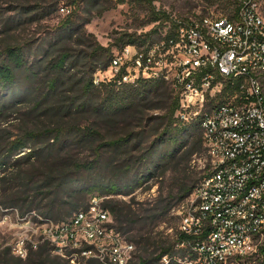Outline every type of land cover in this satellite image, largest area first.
Returning a JSON list of instances; mask_svg holds the SVG:
<instances>
[{
  "label": "built area",
  "instance_id": "2783aa9c",
  "mask_svg": "<svg viewBox=\"0 0 264 264\" xmlns=\"http://www.w3.org/2000/svg\"><path fill=\"white\" fill-rule=\"evenodd\" d=\"M64 18L71 13L59 6ZM101 80L119 85L161 81L178 96L176 117L199 123L204 174L177 209L178 230L159 264H264V12L261 0H238L228 16L195 8L168 17L157 42L113 52ZM103 196L65 222L0 205V228L28 227L5 244L26 260L49 247L72 264H139L137 246L116 227ZM79 261V260H78Z\"/></svg>",
  "mask_w": 264,
  "mask_h": 264
},
{
  "label": "trees",
  "instance_id": "16d2710c",
  "mask_svg": "<svg viewBox=\"0 0 264 264\" xmlns=\"http://www.w3.org/2000/svg\"><path fill=\"white\" fill-rule=\"evenodd\" d=\"M85 1L94 11L99 10V15L125 3V0ZM153 1L155 0H142L152 9V21L158 22L165 15L156 12ZM30 21H35V18ZM19 22L21 23L22 19ZM16 23L15 20H10L4 27L7 30ZM151 35H146L144 43L151 40ZM124 44L126 46L135 42L129 40L128 44ZM88 49L87 53L81 52L74 56L66 52L60 55L57 61L49 63L46 92L39 94L38 71H41L43 58L29 66L23 47L9 44L3 48L0 54V88L14 89L16 96L12 99H2L0 119L7 120L12 113L19 111V105L28 103L30 107L23 115L34 125V128L26 130L19 137L12 136L0 128V167H3L0 183L3 205L6 208L21 204L23 213H29L32 208H36L44 210L41 215L49 220L54 219L56 223L69 220L79 209L78 205L65 215L69 217L67 220L62 215L55 218L58 201L66 185L86 172L95 182L94 186L88 188V193H100L93 196L120 193L116 183L110 181L103 185L100 179L109 171L117 172L114 164L122 158L126 163H130L134 159L132 153L135 148L140 147L143 140L152 133L159 137L160 142L154 143L140 160L156 162L159 165L176 163L179 167L181 159L186 158L188 162L197 151L204 152L199 123L180 122L176 117L178 96L169 86L161 81L142 80L135 84L122 85H119L117 80H111L95 85V73L110 68L113 53L111 49L99 44H89ZM33 56H37V53ZM80 66L85 70L79 73L78 77L73 72H77L76 69ZM25 83L29 84L27 88H24ZM18 90L23 92L20 96L17 95ZM160 111L164 113L151 117L147 123L148 113ZM87 115L94 122L82 126L76 119ZM123 120H126V123L137 122L141 132L133 134L132 131L124 137L117 134L115 130ZM146 133L148 134L145 135ZM133 140L135 143L132 145ZM72 147L91 151L94 160L91 163L74 160L70 156ZM185 147L189 148L181 154ZM67 148L70 149L66 150ZM24 149H30V152L13 160ZM127 171H130V168ZM197 184L195 180L182 183L179 200L185 199ZM53 194L57 195V199L46 204L45 201ZM120 194L130 196L132 192ZM121 203L110 201L104 206L110 210L118 230L130 241L147 253L152 247H156L155 251L159 250L156 257L152 256L156 252L150 254L148 259L139 257V264H159L160 258L169 253L172 245L169 246L166 242L153 244L151 236L146 237L144 234L145 228L151 225L150 220L155 221L158 216L142 218L133 212L130 206H122ZM69 263V260L52 255L46 245L38 250H30L26 260L14 256L9 247L0 250V264ZM90 264H94V261L91 260Z\"/></svg>",
  "mask_w": 264,
  "mask_h": 264
},
{
  "label": "rangeland",
  "instance_id": "374dc122",
  "mask_svg": "<svg viewBox=\"0 0 264 264\" xmlns=\"http://www.w3.org/2000/svg\"><path fill=\"white\" fill-rule=\"evenodd\" d=\"M60 5H67L70 8V16L62 18L59 15ZM152 5L156 8V12H162V16L165 15L158 22L152 21L154 17L152 9L142 0H125V3L119 4L101 15L98 14L99 10L94 11L93 7L85 0H0V54L6 45L15 44L23 47L29 66L43 58L41 62L44 63L40 67L41 71H38L39 81L37 84L39 94H43L46 92L45 84L46 76L49 75L47 69L49 63L57 61L60 55L66 52L72 56L81 52L87 53L89 44H99L104 48L111 49L113 53L124 46V43L128 44L129 40L134 41L135 44L154 43L158 41L161 30L163 31L167 26L170 16L184 15L200 7L205 13L228 16L237 8L238 2L237 0H155ZM261 7L264 12V0H261ZM33 18L35 21H30ZM20 19H22L21 23L19 22ZM10 20H15L17 23L12 27L9 26L10 29L6 30L4 25ZM147 34H152L151 40L144 43ZM36 53L37 56L34 57L33 55ZM76 70L77 72L73 73L80 77L79 73L85 69L80 66ZM96 78L101 80L102 76L95 73L94 79ZM28 85L25 83L24 88H27ZM22 93L17 91L18 96ZM15 96L16 90L6 87L0 88V102L3 101L4 97L12 99ZM29 107L28 103L19 105L17 113H12L7 120L0 119V128L16 137L22 136L26 130L34 128V125L27 121V117L23 115ZM163 113L164 111L150 112L147 114L146 120L157 115L161 116ZM76 120L81 122L82 126L94 122L88 115L78 117ZM121 122L115 131L122 137L132 131L133 134L141 132V128L137 127V122L126 123V120ZM146 129H149L148 126ZM107 135L109 134L107 133ZM158 138L153 133L149 137L147 136L141 146L136 147L133 151L132 157L134 159L130 163H126L124 158L115 162L114 167L117 172H107V175L100 181L103 185H107L110 181L116 183L120 193L132 192L130 196H124L120 193L103 194V197L108 198L104 204L110 201H120L122 206H130L133 212L142 218L158 216L157 220H150L151 225L145 228L144 234L146 237L151 236V243L153 244L166 242L170 246L174 242V236L179 225L177 209L186 199L179 200L181 184L189 183L191 180L199 183L204 174L203 167L206 164V159L204 152L199 150L188 162L186 158L181 159L179 167L176 163L159 165L156 162L140 160L139 158L154 143L160 142ZM134 143L135 140L131 144ZM188 148L185 147L181 150V154L186 152ZM29 152L30 149L21 150L13 160ZM70 156L80 163H91L94 160L91 151L76 147L70 149ZM128 165L130 166L128 167ZM128 168L130 171H127ZM150 168L151 170H149ZM2 171L3 167H0V178L3 175ZM94 183L93 177L83 172L78 179L67 184L61 192L55 218L57 219L62 215L67 220L69 217L65 215L71 212L75 205L79 206L78 210L86 208L90 198L100 194L99 192H87L89 187L94 186ZM1 186L0 183V205L5 207ZM56 199L57 195L53 194L45 203ZM13 209H17L21 217H26L27 221H30L28 227L32 226L36 216H41L42 211H44L32 208L31 212L23 213L21 204ZM28 227L2 226L0 228V250L5 244H15L21 237L28 235L27 231L30 230ZM155 250L156 247H152L147 253L142 250V247L137 246V256L148 259L150 254L156 252L152 255L156 257L159 250ZM78 260L75 261L76 264L82 262L81 258ZM69 264L72 262L70 261Z\"/></svg>",
  "mask_w": 264,
  "mask_h": 264
}]
</instances>
